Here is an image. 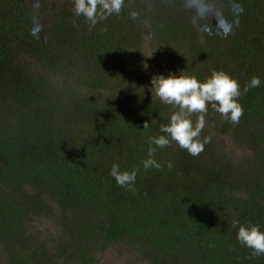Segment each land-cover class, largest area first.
Returning a JSON list of instances; mask_svg holds the SVG:
<instances>
[{
	"label": "trees",
	"instance_id": "obj_1",
	"mask_svg": "<svg viewBox=\"0 0 264 264\" xmlns=\"http://www.w3.org/2000/svg\"><path fill=\"white\" fill-rule=\"evenodd\" d=\"M73 7L0 0V264H97L108 243L149 264H264L237 239L240 224L264 232V0H125L95 25ZM145 42L168 61L161 75L227 73L244 109L233 124L209 104L211 142L192 156L170 141L160 169L142 161L175 108L150 89L161 72L138 71ZM113 163L136 171L135 192Z\"/></svg>",
	"mask_w": 264,
	"mask_h": 264
},
{
	"label": "clouds",
	"instance_id": "obj_2",
	"mask_svg": "<svg viewBox=\"0 0 264 264\" xmlns=\"http://www.w3.org/2000/svg\"><path fill=\"white\" fill-rule=\"evenodd\" d=\"M124 3L125 0H73V11L95 25L110 15H118ZM132 15L134 17L135 13ZM260 83L259 77L253 76L244 87V93L250 88L259 87ZM150 89L154 90L163 103L173 105L175 110L171 113L169 122L160 126L163 135L149 137L148 158L142 161L145 169H160L161 165L153 157L157 148H164L170 141L176 142L192 156H198L204 150V145L211 142L209 136L200 139L209 104L233 124L239 123L244 114V109L238 102V97L241 96L240 85L222 70L213 69L211 75L202 82L182 71L178 75H156L151 79ZM193 114H197L195 122L191 119ZM148 127V122H145L143 128ZM168 167L171 168L172 165L169 163ZM110 175L114 177L117 185L130 192L136 191L135 170L122 171L118 164L113 163ZM237 224L236 220L232 221L233 227H237ZM237 239L252 250L253 256L264 255V232L258 226L240 224Z\"/></svg>",
	"mask_w": 264,
	"mask_h": 264
},
{
	"label": "rangeland",
	"instance_id": "obj_3",
	"mask_svg": "<svg viewBox=\"0 0 264 264\" xmlns=\"http://www.w3.org/2000/svg\"><path fill=\"white\" fill-rule=\"evenodd\" d=\"M137 59H139L137 63L140 64V67L138 68L139 72L145 73L147 69H152L153 72H161L160 74L157 73L158 75H167V72L170 71L168 61L162 52L153 51L152 48L147 46L146 42L144 43V48L138 54ZM216 137L218 140H223L225 148H231L233 154L237 153L238 156H241L242 152L235 146L228 134H216ZM38 220L39 221L34 224L35 230L39 232L38 237H40L41 240H44L46 237L52 238L56 234V231L50 220L45 218H40ZM44 228L48 230L50 233L49 235H46L47 233L43 232ZM96 260L97 264H149L146 260L135 253L131 249V246H126L124 244L116 245L112 243H108L102 251L96 253Z\"/></svg>",
	"mask_w": 264,
	"mask_h": 264
}]
</instances>
